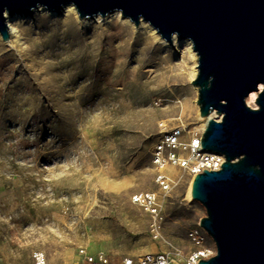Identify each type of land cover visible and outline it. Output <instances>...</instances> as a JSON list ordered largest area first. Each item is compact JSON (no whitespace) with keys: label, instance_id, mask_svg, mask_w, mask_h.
<instances>
[{"label":"rangeland","instance_id":"obj_1","mask_svg":"<svg viewBox=\"0 0 264 264\" xmlns=\"http://www.w3.org/2000/svg\"><path fill=\"white\" fill-rule=\"evenodd\" d=\"M81 21L26 16L20 50L0 35V264H32L36 250L71 264L82 246L108 264L195 248L205 208L187 196L193 177L169 166L161 191L152 161L165 129L200 132L192 60L128 18ZM141 191L160 192L159 226L132 202Z\"/></svg>","mask_w":264,"mask_h":264},{"label":"water","instance_id":"obj_2","mask_svg":"<svg viewBox=\"0 0 264 264\" xmlns=\"http://www.w3.org/2000/svg\"><path fill=\"white\" fill-rule=\"evenodd\" d=\"M69 3L79 19L119 11L170 45L174 36L191 41L199 114L221 115L208 118L200 145L224 157L191 181L192 198L205 208L199 226L216 246L197 264H264V0H0L2 40L9 37L5 12H59ZM252 91L255 107L246 101Z\"/></svg>","mask_w":264,"mask_h":264},{"label":"built area","instance_id":"obj_3","mask_svg":"<svg viewBox=\"0 0 264 264\" xmlns=\"http://www.w3.org/2000/svg\"><path fill=\"white\" fill-rule=\"evenodd\" d=\"M202 131H187L177 124L162 131L154 144L152 161L156 167V181L161 191H167L174 180L167 173V168H179L182 174L193 177L202 169H218L224 160L222 154L206 151L200 145ZM160 193V192H159ZM156 191H141L132 195V202L144 208L152 218V226H159L163 202ZM188 237L195 248L187 254L165 251L142 254L137 258L123 257V264H197L199 258L207 259L216 252L211 236L200 226L189 229ZM108 258L101 251H91L87 246L79 247L71 264H108ZM32 264H48L43 251L32 254Z\"/></svg>","mask_w":264,"mask_h":264},{"label":"bare ground","instance_id":"obj_4","mask_svg":"<svg viewBox=\"0 0 264 264\" xmlns=\"http://www.w3.org/2000/svg\"><path fill=\"white\" fill-rule=\"evenodd\" d=\"M43 11L49 12L44 7L38 6L37 8L34 9L33 13H40ZM52 13L57 14V15H62V16L63 15L68 16L70 14H74L75 16L77 15L75 7L71 3L63 5L59 12L52 11ZM114 15L117 17H123V16H121L119 11H114V12L108 13L104 17L97 15L94 18L81 19L82 20L81 22L87 24L90 22L91 19H94V20H100V19H105V18L107 19V18L114 16ZM4 16H5V22L7 25L8 33H9V37L6 40V44L11 46V47H15L18 50L22 49L24 42H23L22 30L20 28V24H21V21L23 20V18H25L26 16H24L22 14H18V13L8 14L7 12L4 13ZM135 32H139L142 34H149L153 37L154 40L159 41L162 45L165 44V41H163L158 36V34L154 30V28L144 21H142L140 23V25L136 26ZM173 42H174L177 50H179L180 52H187L190 59L192 60L193 66L190 69V79L193 80L197 74L198 62H197V55H196V53L193 50L192 45H191V41L189 39H179L178 37L174 36ZM261 87L262 86L260 85V88ZM196 88L197 87L195 86L194 87L195 91H196ZM257 94H258L257 91L250 92L249 95L247 96V99H246L247 103L251 104V105H253V104L255 105ZM198 109H199V107H198ZM209 117L219 119L221 117V115L217 114L215 111L211 112L209 116H201L199 114L198 118L200 120V128H199L200 131L203 132ZM191 181L192 180L189 181V184L187 187V196L189 199L192 198V196H191Z\"/></svg>","mask_w":264,"mask_h":264}]
</instances>
